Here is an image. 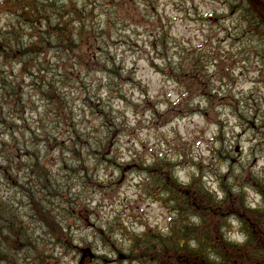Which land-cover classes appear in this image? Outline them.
Segmentation results:
<instances>
[{
  "label": "clouds",
  "instance_id": "9594fccd",
  "mask_svg": "<svg viewBox=\"0 0 264 264\" xmlns=\"http://www.w3.org/2000/svg\"><path fill=\"white\" fill-rule=\"evenodd\" d=\"M0 264H264V0H0Z\"/></svg>",
  "mask_w": 264,
  "mask_h": 264
}]
</instances>
